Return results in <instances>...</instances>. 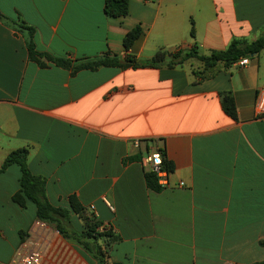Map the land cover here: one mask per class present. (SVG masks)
Instances as JSON below:
<instances>
[{
    "label": "crops",
    "instance_id": "crops-1",
    "mask_svg": "<svg viewBox=\"0 0 264 264\" xmlns=\"http://www.w3.org/2000/svg\"><path fill=\"white\" fill-rule=\"evenodd\" d=\"M126 2L122 17L105 15L103 0H0V13L34 27L36 50L71 59L123 54V35L135 25L140 34L126 53L139 59L160 48L208 54L264 33V0ZM200 69L190 58L71 75L28 59L21 34L0 21V164L25 148L52 205L67 207L72 195L82 216L117 236L106 264L264 261V116L253 108L264 49L242 66L217 64L207 77ZM221 92L231 94L235 119L223 112ZM153 152L172 166L158 191L144 182ZM18 175L15 163L0 172V264H13L19 242L31 239L40 242V264H92L51 225H32V202L11 200ZM68 221L83 227L78 214Z\"/></svg>",
    "mask_w": 264,
    "mask_h": 264
},
{
    "label": "trees",
    "instance_id": "trees-1",
    "mask_svg": "<svg viewBox=\"0 0 264 264\" xmlns=\"http://www.w3.org/2000/svg\"><path fill=\"white\" fill-rule=\"evenodd\" d=\"M102 11L110 17L125 16L127 14V2L126 0H103ZM0 21L21 34L28 59L35 62L39 67H44L47 62L52 63L68 70L71 75L81 69L94 70L100 66H116L122 69L127 67H169L181 64L190 58H195L200 62L201 69L194 73L207 77L211 75L213 70L208 75H204V73L217 64L226 67L239 57L245 55L250 57L264 49V33H260L250 41L233 38L223 49L211 50L208 54L198 53L194 46L188 49L178 48L170 52L160 48L149 58L139 59L133 54L126 53L134 39L140 34V27L135 25L123 35V55L105 52L91 59H71L68 57H55L47 52L36 50L33 42L34 27L22 19H12L0 13ZM192 33V28H190L189 34L192 35ZM219 96L223 112L231 119H235L236 113L231 94L221 92ZM26 155L27 150L25 148L14 149L6 154L0 164V172L12 163L18 166V189L12 193L11 200L20 207H23L26 201L32 202L35 206L36 219L51 225L65 240L86 254L92 264H106L107 247L117 239V236L103 226L99 229L101 224L97 220L89 216H82L83 208L72 195L67 197V207L52 205L45 197L44 179L28 170ZM162 166L168 171L172 167L171 163L166 161L163 156ZM144 182L149 189L154 191H158L161 187L157 183L155 174L150 170L144 173ZM69 213H75L82 217L83 227L81 230H74L68 226ZM252 264H264V261H257Z\"/></svg>",
    "mask_w": 264,
    "mask_h": 264
},
{
    "label": "built area",
    "instance_id": "built-area-1",
    "mask_svg": "<svg viewBox=\"0 0 264 264\" xmlns=\"http://www.w3.org/2000/svg\"><path fill=\"white\" fill-rule=\"evenodd\" d=\"M124 54V53H123ZM121 54V55H123ZM247 63V57L242 56L237 58L233 65L242 66ZM254 112L257 117L264 116V87H260L254 99L253 104ZM146 162L148 163L149 170L152 171L155 176L157 183L160 186H165L167 181L166 177L168 174V170H166L162 166V157L160 153L153 152L146 157ZM181 185V182L178 183ZM104 202L109 206L107 201L103 198ZM110 207V206H109ZM33 226L39 228H46L47 223L35 219L32 223ZM102 226L99 227L101 229ZM42 258V248L38 239H31V240H21L17 247L15 248L11 261L13 264H40Z\"/></svg>",
    "mask_w": 264,
    "mask_h": 264
},
{
    "label": "rangeland",
    "instance_id": "rangeland-1",
    "mask_svg": "<svg viewBox=\"0 0 264 264\" xmlns=\"http://www.w3.org/2000/svg\"><path fill=\"white\" fill-rule=\"evenodd\" d=\"M72 229L76 230V228H74V227H72ZM5 254H6V253L4 252V256H5ZM1 257H3V256H1Z\"/></svg>",
    "mask_w": 264,
    "mask_h": 264
},
{
    "label": "water",
    "instance_id": "water-1",
    "mask_svg": "<svg viewBox=\"0 0 264 264\" xmlns=\"http://www.w3.org/2000/svg\"><path fill=\"white\" fill-rule=\"evenodd\" d=\"M245 57H249V55H245Z\"/></svg>",
    "mask_w": 264,
    "mask_h": 264
}]
</instances>
